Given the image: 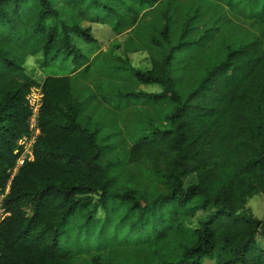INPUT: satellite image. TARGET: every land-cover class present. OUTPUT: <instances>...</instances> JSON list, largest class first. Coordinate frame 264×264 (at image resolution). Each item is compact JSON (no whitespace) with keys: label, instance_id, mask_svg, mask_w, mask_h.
Instances as JSON below:
<instances>
[{"label":"trees","instance_id":"obj_1","mask_svg":"<svg viewBox=\"0 0 264 264\" xmlns=\"http://www.w3.org/2000/svg\"><path fill=\"white\" fill-rule=\"evenodd\" d=\"M60 1L0 0V196L30 135L26 97L42 93L33 160L2 200L0 264H264V220L247 209L264 199V17L257 32L237 16L191 40L186 17L174 43L176 22L163 15L151 43L166 49L134 73L161 90L127 96L167 112L127 144L80 123L71 76L27 74L35 56L43 68L70 60V75L91 62L74 38L96 40L69 13L99 1Z\"/></svg>","mask_w":264,"mask_h":264},{"label":"rangeland","instance_id":"obj_2","mask_svg":"<svg viewBox=\"0 0 264 264\" xmlns=\"http://www.w3.org/2000/svg\"><path fill=\"white\" fill-rule=\"evenodd\" d=\"M98 1L96 6L88 1L76 2V10L69 13L70 22L78 21L82 28H89L96 40L84 43L80 37L74 38L77 48L91 53V62L84 72L70 75V60L62 57L46 68L42 67V56L30 57L25 63L27 74L37 82L46 76H71L73 91L78 102L82 103L80 123L87 125L90 131L100 129L98 141L119 132L124 141L128 133L136 131L131 137L134 142L143 133L142 129L154 122V117L166 114V105L156 106L146 99L127 96L161 90L158 85L138 82L134 73L150 69L152 56L158 58L164 53L166 47L162 49L151 43L152 38L160 41L158 33L163 15L172 20V25L173 21L176 22L175 31L172 30L174 43L181 39L186 17L194 18L193 30L186 35L190 40L200 38L206 29H216L218 24L221 28H230L229 20L237 16L249 20L253 32H257L264 17V0H152L144 11L138 10L140 0ZM64 5L65 1L61 0L59 7ZM212 35L219 41L216 34L212 32ZM134 174L142 179L141 174ZM247 209L256 218L264 220V199L261 196L252 197ZM203 216L198 213L191 225L195 227Z\"/></svg>","mask_w":264,"mask_h":264},{"label":"built area","instance_id":"obj_3","mask_svg":"<svg viewBox=\"0 0 264 264\" xmlns=\"http://www.w3.org/2000/svg\"><path fill=\"white\" fill-rule=\"evenodd\" d=\"M42 93L38 88H32L30 93L26 97L27 106L30 111V116L28 119V129L30 135L24 136L18 142V147L14 151L15 155H18L16 164L12 170L9 171V181L4 190V193L0 196V221L7 217L9 214L2 208V200L7 195L10 182L13 177H15L19 167H21L24 162L33 160V144L35 139L39 136L40 130L37 125V118L39 114V109L41 107Z\"/></svg>","mask_w":264,"mask_h":264}]
</instances>
